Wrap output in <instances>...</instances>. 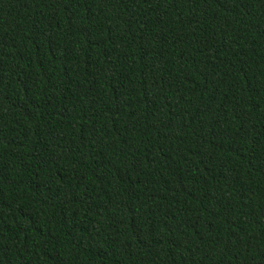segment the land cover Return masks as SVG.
Segmentation results:
<instances>
[{"label":"trees","instance_id":"16d2710c","mask_svg":"<svg viewBox=\"0 0 264 264\" xmlns=\"http://www.w3.org/2000/svg\"><path fill=\"white\" fill-rule=\"evenodd\" d=\"M0 264H264V0H0Z\"/></svg>","mask_w":264,"mask_h":264}]
</instances>
